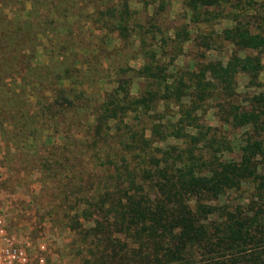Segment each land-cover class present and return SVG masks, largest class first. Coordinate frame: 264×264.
Wrapping results in <instances>:
<instances>
[{
    "label": "trees",
    "instance_id": "obj_1",
    "mask_svg": "<svg viewBox=\"0 0 264 264\" xmlns=\"http://www.w3.org/2000/svg\"><path fill=\"white\" fill-rule=\"evenodd\" d=\"M0 154L79 264H264V0H0Z\"/></svg>",
    "mask_w": 264,
    "mask_h": 264
},
{
    "label": "rangeland",
    "instance_id": "obj_2",
    "mask_svg": "<svg viewBox=\"0 0 264 264\" xmlns=\"http://www.w3.org/2000/svg\"><path fill=\"white\" fill-rule=\"evenodd\" d=\"M139 8V5H135ZM182 11L178 1L171 2L169 19L173 24L180 23L176 14ZM219 30L221 27L216 26ZM221 53L208 51L207 59L224 60L227 52V46H220ZM230 52V51H229ZM230 54V53H229ZM36 61L43 62L41 51L38 49ZM238 92H243L242 87L246 82L243 76L238 77ZM263 81V75L260 76V82ZM262 90V88H259ZM134 93V87L132 88ZM204 125L216 127L219 122L212 111L207 112L204 116ZM1 157V154H0ZM38 185L35 183L26 185L13 184L6 179L4 168L0 166V253L18 249L26 256V264H79L76 254L70 251L72 246L73 234L65 228H58L48 222H41L37 219L34 209L27 202L29 194L37 191ZM42 247V249H41ZM42 259V263L38 258Z\"/></svg>",
    "mask_w": 264,
    "mask_h": 264
},
{
    "label": "built area",
    "instance_id": "obj_3",
    "mask_svg": "<svg viewBox=\"0 0 264 264\" xmlns=\"http://www.w3.org/2000/svg\"><path fill=\"white\" fill-rule=\"evenodd\" d=\"M38 261L42 263V259L40 257L38 258ZM0 264H26V256L18 249L5 251L0 253Z\"/></svg>",
    "mask_w": 264,
    "mask_h": 264
}]
</instances>
